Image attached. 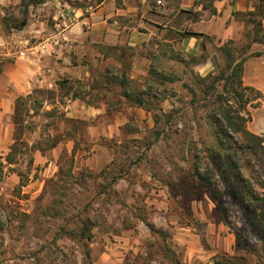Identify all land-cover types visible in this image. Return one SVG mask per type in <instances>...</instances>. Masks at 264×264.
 <instances>
[{"label":"rangeland","instance_id":"rangeland-1","mask_svg":"<svg viewBox=\"0 0 264 264\" xmlns=\"http://www.w3.org/2000/svg\"><path fill=\"white\" fill-rule=\"evenodd\" d=\"M29 1L0 0V157L17 137L18 98L24 99L28 126L21 139L39 149L30 154L22 146L18 164L0 177V264H189L191 245L207 254L214 244L224 248L209 261L198 255L191 264H214L224 254L257 264L252 253L264 257V244L245 224V217L255 216L239 196L253 189L260 199L257 216L264 211V144L257 160L237 149L241 141L234 135L237 144L228 156L211 118L222 96L226 108L245 118L248 131L264 137V91L257 87L264 86V42L248 49L254 26L245 25L228 41L205 40L200 60H209L210 74L196 72L195 63L179 55L163 77L147 80L128 102L116 93L96 98L104 104L94 114L83 107L77 82L17 92L10 77L19 71L17 61L38 58L34 47L44 59L56 24L61 30L75 17L68 0H41L26 12ZM96 1L79 5L94 8ZM23 19L27 25L15 29ZM224 46L237 59L260 53L244 64L243 85L254 89L244 92V108L224 82L214 83L227 70ZM227 182L238 199L227 193ZM83 221H89L91 241L76 232ZM192 236L194 242H187Z\"/></svg>","mask_w":264,"mask_h":264},{"label":"crops","instance_id":"crops-1","mask_svg":"<svg viewBox=\"0 0 264 264\" xmlns=\"http://www.w3.org/2000/svg\"><path fill=\"white\" fill-rule=\"evenodd\" d=\"M200 1L97 0L92 8L79 5L82 0H68L73 7L74 22L63 30H59L57 23L58 32L53 31L50 36L60 39L61 44H51L48 49L46 45L44 59L34 47L38 58L30 55L27 59L20 58L19 71L10 75L11 80L18 83L17 92L21 95L29 94L30 87L35 85L58 90L61 81L77 82L83 107L94 114L104 104V99L96 103V98H104V94L116 93L121 95L119 100L128 102L124 95L137 93L138 87L145 89L151 78L163 77L164 72L177 64L179 55L191 60L204 56L207 43L203 39L182 38L180 33L186 31L215 38L217 42L228 41L245 29V23L237 20L234 13L254 10L251 0H215L213 7L217 13L213 14ZM194 70L208 75L213 67L206 59L195 64ZM246 76L245 72V82ZM257 87L264 91V86ZM186 239L193 243L195 238ZM212 248L207 255L191 245L187 249L189 264L198 255L209 261L211 255L224 247L214 244Z\"/></svg>","mask_w":264,"mask_h":264},{"label":"trees","instance_id":"trees-1","mask_svg":"<svg viewBox=\"0 0 264 264\" xmlns=\"http://www.w3.org/2000/svg\"><path fill=\"white\" fill-rule=\"evenodd\" d=\"M215 0H208L207 2H202L203 8L206 10L211 11L213 14H216L217 11L214 9L213 4ZM253 2L254 10L248 13H234V17L245 23V25H252L254 26L255 31H252V39L251 44L248 45V49L251 48L252 43H263L264 42V0H251ZM41 2V0H30L29 2H25L24 7L25 11L27 12L29 6L31 5H37ZM24 3V2H23ZM198 4V2H197ZM27 25L26 19H23L20 24L16 25L14 28L17 30H21ZM262 34V36H261ZM180 37L187 38V37H195L199 39H203L205 41L209 37L203 34L198 33H191V32H183L180 33ZM220 52L225 56V59L227 61V70L220 72L218 77L215 78L214 83L224 82V86L228 91L234 94L235 98L237 99V102L241 104V107L244 108V105L248 103V99L244 100V92L251 90L253 91L251 87H244L243 85V72H244V64L248 57L252 56H259L260 53H257V55H249L244 57L243 59H237L233 53L232 50L228 49L227 46L221 47ZM192 61L197 64L201 62V60L193 58ZM227 72V73H226ZM1 73V71H0ZM129 100L132 99L130 95H124ZM77 97V95H75ZM80 97V96H78ZM77 97V98H78ZM219 101L217 100V107L214 108V111L212 112L211 118L214 121V124L217 125L218 130H216V138L218 139V143L221 148L225 149L228 154V156H231V152L233 150V145L237 144L235 141H233V136L236 135L239 137V140L241 141L239 143V147H237L238 150H241L243 152H247L251 157H258L257 160H259V149L261 145L264 144V137L260 138L257 135H254L248 129L246 128V121L245 118L241 116V114L237 111H233L231 107L226 108L223 103L225 102L222 100V96H219ZM23 98H18L16 101V106L14 110V123L17 127V137L14 140L13 145L10 148V152L7 154L6 157L1 156L0 157V177L4 173L5 169L7 167H12L14 165H17L19 162V155L22 154V146L25 147V150H28L30 154H32L34 151H38L39 149L35 146H29L26 145L24 141L21 139V134L23 131L28 128L26 125V108L23 105ZM243 102V104H242ZM137 104H140L137 102ZM232 134V136H231ZM57 143H53V145L50 148H55ZM42 151V150H40ZM230 164L232 163V159L228 158ZM32 163V159H31ZM227 169L230 168L229 165L226 166ZM232 168V167H231ZM198 172V170H197ZM199 178L205 182L206 184V178L200 173H198ZM21 178H23L21 176ZM242 180V179H241ZM230 181V180H228ZM244 181V180H242ZM22 182V179H21ZM245 182V181H244ZM246 183V182H245ZM22 184V183H21ZM227 193H229L233 198L238 199V194L236 193L235 187L230 183H226ZM241 198V202H244L243 208L247 210L249 216H255V217H245V224L252 230V233L255 234L257 239L264 244V217H262V213L264 214V211H261V214L258 215V203L260 201L259 195L253 190L248 189L246 194L243 196H239ZM256 217H261V219L256 220ZM224 221L226 219L224 218ZM77 234L80 236L81 239H84L86 241H91L94 238V235L92 233L91 226L89 224V221H83L82 227L80 229H77ZM239 236V235H238ZM239 239L241 241H244V239L239 236ZM248 246L249 243H244ZM257 257V264H264V257L260 253H252ZM87 256H89V251H87ZM177 264H181L180 261L176 262ZM214 264H249V259L244 256H229L227 254H224L221 259H217V256L215 257Z\"/></svg>","mask_w":264,"mask_h":264},{"label":"built area","instance_id":"built-area-1","mask_svg":"<svg viewBox=\"0 0 264 264\" xmlns=\"http://www.w3.org/2000/svg\"><path fill=\"white\" fill-rule=\"evenodd\" d=\"M73 16H69L67 19L69 20L70 19V21H69V23H68V21L66 22V23H64L63 24V28H62V30L63 29H66L72 22H74V19L73 18H75V17H73ZM59 27H61L62 26V24H59L58 25ZM51 44L52 45H54V46H59L60 44H61V40L60 39H56V38H54V39H52V41H51ZM45 48V47H44ZM40 52V50H38V53ZM41 53V52H40ZM35 54V53H34Z\"/></svg>","mask_w":264,"mask_h":264},{"label":"water","instance_id":"water-1","mask_svg":"<svg viewBox=\"0 0 264 264\" xmlns=\"http://www.w3.org/2000/svg\"><path fill=\"white\" fill-rule=\"evenodd\" d=\"M1 33V32H0Z\"/></svg>","mask_w":264,"mask_h":264}]
</instances>
